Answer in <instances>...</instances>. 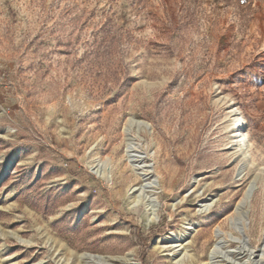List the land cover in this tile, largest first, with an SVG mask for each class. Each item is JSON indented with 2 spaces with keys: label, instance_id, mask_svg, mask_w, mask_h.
<instances>
[{
  "label": "rangeland",
  "instance_id": "374dc122",
  "mask_svg": "<svg viewBox=\"0 0 264 264\" xmlns=\"http://www.w3.org/2000/svg\"><path fill=\"white\" fill-rule=\"evenodd\" d=\"M263 167L264 0H0V264H264Z\"/></svg>",
  "mask_w": 264,
  "mask_h": 264
},
{
  "label": "bare ground",
  "instance_id": "6f19581e",
  "mask_svg": "<svg viewBox=\"0 0 264 264\" xmlns=\"http://www.w3.org/2000/svg\"><path fill=\"white\" fill-rule=\"evenodd\" d=\"M229 113L231 116V121L233 122L232 134H233V137L236 138V142H235L236 148H237L236 151H237L238 155L240 154L241 157L243 158L244 164L247 165V163H249V165H253V163L251 161L252 157L250 154V150L248 148V139H247V136L245 134V123H244V120L242 118V113L240 112V110L238 108H236V106L233 107ZM143 164H144L143 171L145 172V174L143 176L144 185H142L139 189H136V190L134 189V191H135V193L140 192L142 194H147L148 202H150V205L152 204L151 207L154 208L153 196L156 192L157 187H159L160 184H159V180L157 183L158 185L156 184L155 178H154L155 176L153 175V171H151V167H150V165L147 164V161H145V159L143 161ZM261 171L264 172V167ZM251 193H252V190L250 188L246 192L243 201L239 204L238 210L243 208L245 202L248 201V199L251 197ZM202 208L205 211H209L212 208V204L202 206ZM190 228H191V225H189L187 227V229L184 231L183 235L187 234V232L190 230ZM232 228H233L232 231L235 232L236 234H238L239 236L238 237H232L231 239H229L227 237L224 238L223 234H224L225 229L220 228L215 233V238L217 239V242H218L217 245L219 247L225 248L229 244H239L240 247L246 249L247 243L245 240L242 239V236H241L242 229L245 228V226L243 224L242 217L236 218V220L232 224ZM172 241H173L172 237L166 238V240L162 241L165 244L163 245V247L161 246L160 249L162 248L163 251H170L171 249L168 247V244L171 243ZM185 248H187V246L184 247V249ZM171 251H174V250H171ZM80 259H84V258L80 257ZM86 259L89 263L91 262L92 264H117V262H119V260L113 259V258H100V257L92 258V257H88Z\"/></svg>",
  "mask_w": 264,
  "mask_h": 264
},
{
  "label": "trees",
  "instance_id": "16d2710c",
  "mask_svg": "<svg viewBox=\"0 0 264 264\" xmlns=\"http://www.w3.org/2000/svg\"><path fill=\"white\" fill-rule=\"evenodd\" d=\"M110 22L104 25V28L101 31V40L97 42V46L93 52L94 55L103 54L106 50L110 49L111 44L115 40V34L109 29Z\"/></svg>",
  "mask_w": 264,
  "mask_h": 264
}]
</instances>
